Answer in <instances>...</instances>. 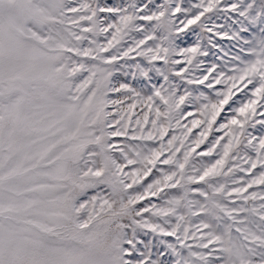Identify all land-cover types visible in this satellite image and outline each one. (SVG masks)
<instances>
[{
	"label": "snow or ice",
	"instance_id": "1",
	"mask_svg": "<svg viewBox=\"0 0 264 264\" xmlns=\"http://www.w3.org/2000/svg\"><path fill=\"white\" fill-rule=\"evenodd\" d=\"M0 264H264V0H0Z\"/></svg>",
	"mask_w": 264,
	"mask_h": 264
},
{
	"label": "rangeland",
	"instance_id": "2",
	"mask_svg": "<svg viewBox=\"0 0 264 264\" xmlns=\"http://www.w3.org/2000/svg\"><path fill=\"white\" fill-rule=\"evenodd\" d=\"M109 2L111 3V2H114V0H109ZM156 2L157 3H161V2H163V0H156ZM191 42V40H190V38H189V43ZM227 41H225V45H227ZM137 112H139V109H137L136 110ZM194 131H196L195 129H194ZM199 151V150H198ZM257 190H259V189H257ZM249 191H251V189L249 190ZM154 200L156 199V198H153ZM158 202V201H157Z\"/></svg>",
	"mask_w": 264,
	"mask_h": 264
}]
</instances>
